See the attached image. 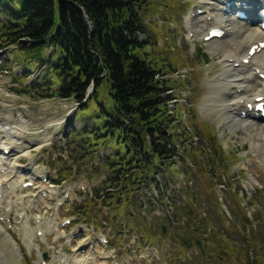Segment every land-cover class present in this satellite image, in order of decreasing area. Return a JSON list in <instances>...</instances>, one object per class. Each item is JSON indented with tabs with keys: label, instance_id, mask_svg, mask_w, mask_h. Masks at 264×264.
I'll use <instances>...</instances> for the list:
<instances>
[{
	"label": "rangeland",
	"instance_id": "obj_1",
	"mask_svg": "<svg viewBox=\"0 0 264 264\" xmlns=\"http://www.w3.org/2000/svg\"><path fill=\"white\" fill-rule=\"evenodd\" d=\"M203 1L205 0H145L147 5L143 24L146 35L141 39L151 43H148L150 46L147 47V55L156 60L163 73L158 75V79L170 89V114L177 118L172 125L171 134H182V140H188L185 146L193 143V146L185 150L180 145V140L174 138L178 159L175 160L174 168H169L167 172L162 174L163 169H160L159 180L162 181L163 192L169 195L167 197H171L172 203L175 202L179 207L185 206L187 213L192 211V217L196 219L197 224L204 222L208 241H205L206 236L201 237L205 242L196 238L202 241L203 255L198 254L199 251L195 247L183 249L176 236H182L184 230L178 228L179 230L174 231V224L169 219H159L155 216L156 212L150 207L149 200L133 195L129 205L117 210L120 218L103 228L101 223H93L105 234L110 232L111 240L108 239L110 243L107 248L99 247L98 251L103 256L109 253L111 244L115 241L112 239L114 233L118 226L125 222H128L134 233L137 231L138 238L143 234V245L150 244L155 250H140L141 243L133 250H116L115 261L118 264L127 258L131 264H264V154L263 151L254 149L255 141L251 140L245 130L225 127L223 111L203 107L205 98L212 92L210 81L220 74L218 61L222 60V53L233 51L235 44L224 38L215 40V43L210 45L202 41L200 33L198 38H193L188 32V16L201 8ZM213 46H217L220 52L222 51L221 54L213 55ZM13 48H6L4 43L0 42V51H3L0 54V105L8 106L14 116L19 112L20 115L23 114L24 119L28 121V131L22 130L29 143L23 144V149H18L28 151V156L17 160L15 158L14 165L25 167L31 161L38 171L63 168L64 171L59 175L67 178L66 181L70 182L68 185L81 201L77 204H82L81 217L89 224L94 216L99 217L105 213L109 219L115 212L110 208L105 211L96 192L100 188H97L100 176L109 178L112 174L109 170L105 171L106 166L100 163V159L93 156V153L88 154L86 159L80 153L82 148L86 153L93 151L94 147L85 142L88 136L83 132L99 126L103 121V118H96L98 105L90 102L88 106L80 108L71 125L69 122L74 114L71 113L69 117H66V114L76 104L74 100L53 96V92L60 87L57 83L51 87L44 86L45 67L26 63ZM1 113L4 117L3 110ZM13 122L20 126L16 118ZM67 123L69 126H66ZM45 127L47 128L44 130ZM61 131L69 132L66 137L69 145L66 144V138L62 141L56 139ZM72 131L74 133L71 134ZM45 134L56 138L47 141V145L40 146L45 140ZM88 140L90 142V138ZM12 144L17 146L15 142ZM197 146L202 148L201 151L196 150ZM103 148L97 156L106 157L108 153L116 154L118 151L123 153L122 148L115 150L110 144ZM214 148L219 149V157L212 170L208 166L207 173L198 161L209 160L210 152ZM115 158L113 156L111 160ZM91 162L100 165L97 172L90 175L86 168ZM210 163L212 164V161ZM174 174L177 175L176 178ZM20 175L18 179L11 176L5 184L14 180L19 185L25 180H30L35 186H46L45 183L35 181V178L24 171L20 172ZM8 177L6 174L1 175L0 181ZM80 185H83L84 191L79 193L77 189ZM170 186L175 190L172 191ZM176 189L180 190V193ZM186 190L191 197L187 195ZM1 192L0 214L8 221H0L6 231L0 230V264H42L43 261L46 264H64L75 256L76 263L83 264L86 255L79 254V250H66L61 241L59 245L51 247L53 234L45 237L33 236L31 244L34 248L28 250L19 232L11 228V225L22 228L27 216L30 218L28 225L33 231L38 228V224L33 220L35 217L42 221V228H47V219L53 216V212L48 208L52 205L54 207V204L46 198L43 205L38 204L23 213L20 205L16 206V203L27 200V196L36 195L38 191L32 187L22 188L16 192L17 201L15 198H8L5 186L1 188ZM181 192L186 194L182 196ZM8 201H12L9 210ZM165 202L169 204L167 199ZM72 206L74 205L69 209ZM165 213L177 216L173 210ZM20 214L23 215L21 218L18 216ZM57 214L60 218L75 217L70 212V215H65L64 208H60ZM182 220L183 223H189L186 218ZM162 224L166 230L163 235L159 230ZM192 224H195L194 221ZM93 231L97 232L95 229ZM9 237L15 242L17 251ZM92 237L93 234L88 236ZM183 237L186 238L185 235ZM44 253L47 254L48 261L42 259ZM60 256H65V261L55 258ZM144 256L145 260L141 258ZM112 261L113 259L109 260L108 264H112Z\"/></svg>",
	"mask_w": 264,
	"mask_h": 264
},
{
	"label": "trees",
	"instance_id": "obj_2",
	"mask_svg": "<svg viewBox=\"0 0 264 264\" xmlns=\"http://www.w3.org/2000/svg\"><path fill=\"white\" fill-rule=\"evenodd\" d=\"M146 5L145 0H0V42L16 46L26 63L45 67L44 86L60 87L53 96L81 104L94 83V91L81 106L95 102L96 118L103 121L83 133L94 146L122 148L123 153L118 151L113 161L105 159V165L131 191L152 184L160 169L174 168L175 137L185 150L193 146H185L188 140H182V134H171L177 118L170 114V89L158 79L162 71L156 60L147 55L151 43L141 39L146 35ZM75 6L92 24V36ZM88 138L85 142L90 144ZM210 153L209 160L198 161L207 173L220 151L214 148ZM192 215L186 208L179 210L178 217L189 221L182 235L193 240L206 235L208 241L204 222L197 224Z\"/></svg>",
	"mask_w": 264,
	"mask_h": 264
},
{
	"label": "bare ground",
	"instance_id": "obj_3",
	"mask_svg": "<svg viewBox=\"0 0 264 264\" xmlns=\"http://www.w3.org/2000/svg\"><path fill=\"white\" fill-rule=\"evenodd\" d=\"M227 2L230 3L228 7V9L230 8L229 12L226 10ZM241 2L245 3V20L237 18ZM258 4L264 5V0H205L201 2L202 7L198 8L201 11L200 13L197 11L190 13L187 24L188 32L193 38H198L200 33L203 37L202 41L210 43V45H213L215 40L205 41V39L213 28H218L224 32L221 39H230V41L235 43L233 51L222 53V60L218 61L219 67H221L220 74L210 81L209 84L213 86L212 92L205 98L203 107L223 111L222 119L224 124H226L225 127H228V129L245 130L249 137H251V140L255 141L254 149L258 152L263 151L264 154V122L256 120L257 112L254 109L256 99L262 98V101H264V47L260 46L261 43H264V33L260 31L254 14V7ZM248 6L250 8H246ZM254 46H257L259 50H256L254 54H250V49ZM212 51L213 55H218V53L221 54L222 52H220L217 46H213ZM1 101H3V98H1ZM2 110L5 113L4 117L1 113ZM11 112L8 106L2 107L0 105V173L5 172L9 176L7 179L4 178L5 181L10 180L11 176L17 179L21 176V167L14 165L12 161L15 158L17 160L28 156V151L23 152L18 150L19 148L23 149V144H28L23 134V130L28 131L26 127V122L28 121L24 119L22 113L20 115L19 112L14 116ZM14 118L19 122H17L20 124L19 127L13 122ZM43 137L45 140L40 143L42 144L40 146L47 145V141L53 139V135L45 134ZM13 142L17 146H14ZM39 148L38 146L37 149ZM3 151L9 154L14 152L13 157L9 159L11 161H8ZM15 155L16 157H14ZM32 165L30 161L26 168L29 174L36 177V170L33 169ZM23 182L18 185L17 181L13 180L6 185L8 190L6 194L9 195V199H16V192L23 188ZM2 185L3 182H0L1 187ZM44 194H46V190H42L38 195H29L25 201L19 199L20 201L16 203V206L19 204L22 212L25 213L26 210L33 208L34 202L44 204ZM11 202L8 201L7 210L11 208ZM18 216L21 218L23 215L20 214ZM0 218L1 220H5L1 214ZM37 219V217L33 218L36 223ZM29 220L30 218L27 216L22 228H16L11 225L12 229L19 232V236L28 250L32 247L33 236L40 235L44 237L50 232H56L54 226L51 225L47 228H42V223H39L38 228L33 231L28 225ZM53 224H56L55 220ZM0 230H4L1 224ZM12 242L17 251L18 248L15 242L13 240ZM92 250H89L91 254L89 253L87 260L95 261L98 255ZM57 258L65 259L63 256ZM69 264L77 263L73 259ZM86 264L88 263L86 262Z\"/></svg>",
	"mask_w": 264,
	"mask_h": 264
},
{
	"label": "water",
	"instance_id": "obj_4",
	"mask_svg": "<svg viewBox=\"0 0 264 264\" xmlns=\"http://www.w3.org/2000/svg\"><path fill=\"white\" fill-rule=\"evenodd\" d=\"M75 8L83 15V17H84V20H85V22H86V26H87V28H88V30H89V34H90V36H92L93 35V26H92V24L88 21V19H87V17H86V15H85V12H84V10L81 8V7H79V6H75ZM23 42H26L25 40H22ZM48 55V54H47ZM93 89H94V84L93 83H91L90 84V87H89V89L87 90V93H86V96H85V100H84V102L88 99V97H89V95L92 93V91H93ZM83 102V103H84ZM80 105H76L75 107H74V109H73V114L75 115V111H77V109H78V107H79ZM72 120H73V118H72ZM162 230H163V232H162V234H165V229H164V226H162ZM178 239H179V241L181 242V244L184 246V247H186V248H191V246H192V242H190V241H185L182 237H178ZM197 248H199L201 251H202V245H201V243H200V241H195L194 243H193ZM46 255L44 254L43 255V258L44 259H46Z\"/></svg>",
	"mask_w": 264,
	"mask_h": 264
}]
</instances>
